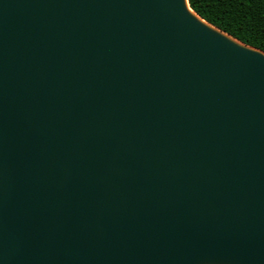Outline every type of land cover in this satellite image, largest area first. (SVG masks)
<instances>
[{"label":"water","instance_id":"1","mask_svg":"<svg viewBox=\"0 0 264 264\" xmlns=\"http://www.w3.org/2000/svg\"><path fill=\"white\" fill-rule=\"evenodd\" d=\"M0 264H264V52L189 0H0Z\"/></svg>","mask_w":264,"mask_h":264},{"label":"trees","instance_id":"2","mask_svg":"<svg viewBox=\"0 0 264 264\" xmlns=\"http://www.w3.org/2000/svg\"><path fill=\"white\" fill-rule=\"evenodd\" d=\"M209 24L264 52V0H189Z\"/></svg>","mask_w":264,"mask_h":264}]
</instances>
